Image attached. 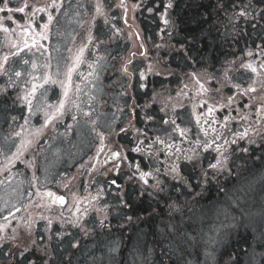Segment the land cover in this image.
<instances>
[{
  "label": "flooded vegetation",
  "instance_id": "af4514ba",
  "mask_svg": "<svg viewBox=\"0 0 264 264\" xmlns=\"http://www.w3.org/2000/svg\"><path fill=\"white\" fill-rule=\"evenodd\" d=\"M9 8L23 7L25 0H8ZM113 0H63V5L59 10L52 8V0H27L28 7L25 8L24 12H12L8 13L0 12V25L9 29V33L0 31V60L4 55H9L8 63L4 65L10 73L16 70L25 73L20 80L23 82L27 80V72L32 71L31 62H35L38 65L37 75H40L43 69L40 67L45 62L50 63L48 71L55 74L57 66L59 65L60 76L59 80L64 79V72L66 71V65L71 64L72 60L70 57L77 54L80 47H85L84 60L77 71L73 73V85L81 84L84 89L80 93L79 107L80 111L71 105L68 106L69 110L66 114L58 121H54L53 125L43 129L42 134L39 137L29 136L33 142L23 152L18 160L13 161V165H8L5 159L6 155H11L16 151V145L19 143V138L14 136V133L21 131L19 125L24 123L21 117L27 116V109L21 107L20 101H15L16 92L19 89H9V98L5 99L0 97V188L1 185L13 176L26 174V181L30 187L31 198L24 207H19V211L16 208L0 211V226H3V230L0 231V254L5 251L8 243H15L16 235L20 231L30 229L37 231V229H45L48 226L60 225L65 228L66 231L69 229H77V226H73L68 223V219L75 220L76 217L81 218V214L85 207L79 204L81 213L75 212V204L73 201V193L78 197H88L87 200H91V203L87 201V211L91 210H107L111 208L110 204H106L104 207L98 208L97 205L105 199V197L93 200L94 189H97V181L101 179L106 184L107 190L112 196L116 198L117 204L131 207L128 203L127 196L130 194L129 191H133L136 188L143 189L144 183L139 179V173L136 171L137 165H139L141 171L146 170V167H159V161L161 160V144L155 143L159 137L161 140H165L170 144H174L181 148L185 146L187 149H191L194 139L191 137V131L187 129V140L181 141L175 139L174 133H170L167 136H162L161 127L158 124L160 122L159 113L157 110L161 109L168 113L167 125H172V121L175 120V126H177V115L175 113L176 96L174 87L169 90V104H161V107H157L155 99L159 97L162 92L167 89H162L161 86H153L149 80L153 78H160L159 72H152L146 66H149L148 61L153 57H162L159 51L154 54L145 52V40H144V23L143 19H128L129 13L132 15L134 12V4L139 5L137 10L139 13L143 11L144 2L146 0H128V7L126 16L123 18L120 14L118 19H114L112 16V3ZM176 0H171L173 7L175 6ZM250 5V15L241 17L239 13L245 11L240 8L232 19H227L222 22L221 28H224L222 34L225 36H232L231 29L239 27L240 25L251 24L253 29L258 31L264 29V0H247ZM59 4L60 0H56ZM78 2L80 4H78ZM163 2H169V0H163ZM97 3L101 6V12L97 14L96 5ZM167 4V3H165ZM73 5L81 6L85 11L83 15L82 23L75 30L70 44L66 51L59 42V38L56 37V26L61 18V14L65 9ZM4 5H0L3 7ZM47 6V10L44 12L36 11L35 8H43ZM120 6V5H119ZM172 7V8H173ZM121 9V7H120ZM49 13L53 16V20L49 24L48 38L40 41L44 45V48L39 51L35 48L31 50L25 49L20 52L19 56H12L11 53L15 49L11 48L12 43H20V33L24 28H27L31 24L32 28H35L37 32L42 31L39 26L48 23ZM11 15L12 20H8L7 16ZM104 15L103 19L100 18ZM160 16V14H159ZM170 23L165 25L160 19V23L163 27L158 31L157 34V45L156 49H160V45L163 41H166L167 35L169 39L176 40V26L177 20H169ZM167 34V35H166ZM34 35V33H33ZM91 35L92 41L89 43V36ZM232 38V37H231ZM234 38V36H233ZM31 39V37H29ZM37 39H39L37 37ZM165 43V42H163ZM171 49L175 51L166 53V55L176 56L177 50L175 46H171ZM71 50V51H69ZM245 54H241L240 51H236L237 58L243 57L246 59L253 60L252 65L257 68V71H264L260 65L264 63V31L260 35V38L256 39V43L250 46ZM251 53V55H249ZM29 60L30 63L25 65L23 60ZM102 60L109 62V69L104 74L102 81L103 87H99L93 83L96 81V77L88 76L90 69L88 64L91 63L96 68ZM107 68V67H106ZM125 68L127 71H125ZM80 73L88 77L91 83L82 81ZM54 78H56L54 76ZM12 79H16L15 76ZM7 83V77H0V87ZM249 86L254 87L255 85H244L245 89ZM48 88L47 101L51 104H56L61 99V88L59 84L46 85ZM97 88H102L104 96L99 95L98 105H92L88 100V94H93ZM154 91L151 96L148 94L151 89ZM241 86H234V94L232 96L233 101H239L241 95ZM42 91V90H41ZM259 93L260 98L264 97L261 87L256 90ZM250 95V92H248ZM245 94V93H243ZM72 93H70V96ZM206 94H204L197 102H203V105H207ZM252 96V95H250ZM248 97V95H246ZM115 98H118L115 100ZM15 101V102H14ZM226 97L223 92L219 95L217 104L221 107L226 105ZM41 100L39 94L33 101L34 115L30 116V125L32 129L39 128L44 123V110L40 107ZM191 104V102H190ZM260 107V106H259ZM168 108V110H167ZM115 110L120 118V122L116 123L114 129L109 132L101 131L96 122L98 112L108 113L107 110ZM203 109V108H202ZM208 107L201 115H206L204 128L209 127V135L219 134L220 137L226 135L225 126L222 125L221 119L216 116L215 113L209 116ZM99 110V111H98ZM88 112L89 115L85 116L84 113ZM72 115L77 116V120L71 119ZM12 116L17 117V121H12ZM220 116H223V110L220 112ZM215 118L216 122L211 121ZM82 121L89 125L92 135L91 150L83 158L76 161L72 160L66 163L63 158L64 152L68 149V143L70 149L75 151V147L79 146L78 137L76 134V128L79 126V122ZM148 122V125L153 124V131L146 130L144 123ZM71 125L69 128L68 126ZM215 125L218 127L216 132L211 131L215 129ZM216 127V129H217ZM95 129V131H93ZM123 130V131H122ZM103 135L104 144L100 143V135ZM26 134V133H25ZM190 138V139H189ZM189 140V141H188ZM139 147L141 151L137 152L133 149ZM165 147V146H164ZM103 148L102 151L100 149ZM113 152H119L120 157L115 158L112 156ZM57 157L59 163L52 167H68L65 169V176L60 184H49L46 185L42 180L41 170L43 167H48L49 161ZM29 164L31 166H29ZM154 175H157L153 170ZM38 177L39 179H34ZM150 178V177H148ZM35 181L36 185L32 188V182ZM115 181V183H113ZM37 191H52L57 195H64L66 198V204L63 208L59 204H51L50 207H39L38 204H50V201L45 198L43 202L40 201L39 197L35 195ZM128 204V205H127ZM71 209V211H69ZM93 211V212H95ZM63 213V214H61ZM75 213V214H73ZM91 213H85V217L91 218ZM5 216L8 217L5 220ZM7 250V249H6ZM35 264V262H30Z\"/></svg>",
  "mask_w": 264,
  "mask_h": 264
},
{
  "label": "trees",
  "instance_id": "16d2710c",
  "mask_svg": "<svg viewBox=\"0 0 264 264\" xmlns=\"http://www.w3.org/2000/svg\"><path fill=\"white\" fill-rule=\"evenodd\" d=\"M165 3L168 2L146 0L142 13L135 12L136 19L145 21L144 40L148 52L151 56L157 51L162 54V57L152 56L148 60L150 64L146 69L159 72L161 76L152 77L149 80L150 84L161 86L162 89L174 87L178 103L180 97H184L183 87L187 83H192L198 90H204L212 84L213 94H216L214 92L216 89H224L223 95L229 98L234 94L235 85H240L241 92L245 93L244 85L250 83L251 77L249 71L244 69L248 61L243 57L237 58L235 52L240 51L241 54H245L246 49L260 38L264 29L258 27L257 31L251 24H242L231 29L232 36L231 34L224 36L221 23L235 17L240 8L248 13V18H251L249 2L247 0H176L175 6L168 9V19L178 22L176 40L169 39V35L166 34V41H163L165 43L159 44L160 49L157 50V34L163 27L159 14L164 11ZM156 5L160 7L157 8ZM149 7L154 9L153 12L147 10ZM114 15L118 17L115 9ZM130 18L132 17L129 13L128 19ZM170 45L175 46L176 56L166 55L175 51ZM153 91L152 88L148 94L151 96ZM165 92L169 95L168 90ZM244 97V103L250 102L253 105L259 103L258 99L254 100L248 93H245ZM241 100L243 99L240 98ZM241 107L245 106L241 105ZM144 127L153 131L154 125L145 122ZM242 149H244L243 145L234 149L229 165L223 166L222 171L213 170L207 164L193 170L190 165H183L182 162V175L186 178V183L173 187L176 182L171 176H163L162 180L165 181L163 192H156L151 187L154 183H150V186L145 185L143 189L136 188L129 191L126 200L131 207L118 204L117 208L112 207L109 211L103 212L104 215L109 214L108 218L103 221V225H96L94 234L85 236V228L82 227L66 231L60 225L48 226L37 231L30 229L20 231L16 235L15 243H8L7 250L0 254V264H30V262L109 264L102 258L106 250V243L103 244V241L109 244L114 241L120 242L117 264H127L128 259L130 262L134 259L142 263L143 255L149 251L153 253L150 264H184L187 257L176 259L164 255L166 251L170 255L174 253L168 246L172 240L174 241L176 237L186 238L187 234H191L196 240L188 239L191 245L186 244L185 247L199 249L201 239L198 236L206 232L205 223L211 221L208 218L210 214L202 215V213L206 209L210 211L229 206L230 191L238 185L254 184L264 171V132L257 139L251 140L247 152ZM209 158L212 163L214 159L211 156ZM261 212H264L262 206ZM195 220L203 223L198 234L196 232L198 225L196 229L194 228ZM239 221L241 228L232 240L220 249L217 256L218 264H246V259L251 254L253 239L259 232L252 227H245L242 218ZM257 243V263L252 262V264H264V234ZM184 248L179 247V250L183 251ZM194 259L196 258L190 257V261Z\"/></svg>",
  "mask_w": 264,
  "mask_h": 264
},
{
  "label": "rangeland",
  "instance_id": "374dc122",
  "mask_svg": "<svg viewBox=\"0 0 264 264\" xmlns=\"http://www.w3.org/2000/svg\"><path fill=\"white\" fill-rule=\"evenodd\" d=\"M78 4H80L78 2ZM117 7L116 5L112 6ZM85 14V11L83 8L77 5H73L71 7H68L63 11L61 14V18L56 26V37L59 38V42L61 43L62 47L64 48V51L68 48L70 42V39L72 38L75 30L77 27L82 23L83 15ZM104 15L100 18L103 19ZM70 42V43H69ZM69 43V44H68ZM109 62L107 60H102L99 65L94 68L95 73L94 76L96 77V81H93L98 87L101 85L103 87V81L102 78L105 73H107V70L109 69ZM107 67V68H106ZM193 89L191 90L188 87H184V98L180 100V103L176 104L175 113L177 115V121L181 123L180 127L175 126L173 124L175 132L178 134L179 139L183 142L187 140V134H185L184 137L180 136V129H186L189 128L191 131V137L194 139L192 148H195V142L197 138L201 141L204 139L203 132L200 131L201 128H204L205 124V118L206 115H201L205 111V108L213 107L214 109L221 112L224 111V117L218 116L221 121L222 125L225 126V129L229 128H235L236 131L229 132L227 130L226 135L220 137V139L217 141L222 146V151L224 152V156L221 159L226 158V163L223 166H228L229 161L231 160V156L227 154V151H229L235 144H232L231 141L233 139L237 140V143L239 141H244V139L239 138V133H243L247 129V134H251L249 138L256 139L259 134H256L255 132L260 131L261 133L264 132V121L260 119L264 116V108L255 111H250L249 109L251 107H254L252 104H248L249 109L242 110L239 106L245 105L240 104L239 101H233V103H229L228 107L224 102L226 106L221 107L217 103L214 102H207V105H203V102H197V97H199L198 94H196L195 89H198L197 87L191 83ZM256 90H258V87H261L262 90H264V79L262 81H256L255 84ZM104 88V87H103ZM168 91L170 90L167 89ZM94 96L92 94H88V100L92 103V105H98V97L101 95L104 96V92L102 88H97L93 92ZM250 95L253 96L254 100L259 98V93L257 91L250 92ZM209 96V95H208ZM211 98V96H209ZM118 98H115L117 100ZM157 103V107H161V104L166 103L169 101V95L167 92H162V94L159 95L157 99H155ZM191 102V104H190ZM170 103V102H169ZM218 107H217V105ZM203 108V109H202ZM255 108V107H254ZM168 110V108H167ZM99 111V110H98ZM171 109L168 113H170ZM108 113L103 114L101 111L98 112L96 122L98 123V127L100 130L109 132L112 131L116 125V123L120 122L121 116L117 114L115 110H107ZM157 113H159V119L160 122L158 124L163 127L161 128V133H165V129H171V126H168L167 123H164V121H170L168 119V113L164 110H157ZM212 115V114H211ZM209 115V116H211ZM200 117V124L197 125L196 117ZM79 126L76 128V134L78 137L79 146L75 147V151L70 149V143H68V149L63 154V158L65 159L66 163L70 162L72 160L76 161L78 159H83L91 150L92 146L91 143L93 141L92 135H91V129L88 124L80 121ZM215 125V129H216ZM165 128V129H164ZM204 129H208L209 127H206ZM254 129V130H253ZM218 130V127L217 129ZM210 131H208L209 133ZM217 135V134H215ZM213 135V136H215ZM164 137V135H162ZM212 135L208 134V138L211 139ZM189 138V139H190ZM189 141V140H188ZM227 141L228 143H225ZM236 143V144H237ZM248 144L244 141V145ZM162 148V152L165 153L168 151L166 148H164V145L161 144L160 146ZM213 148H215V145H213ZM224 148L225 149L224 151ZM197 152L201 153V158L203 160V163L201 166L204 167V165H210L211 159L210 156L214 159V157L218 156V153L214 150H209L208 152H203L202 148L197 149ZM209 156V157H208ZM170 159L166 157L164 154L161 157V166L163 167L161 170V173H163L164 167L167 166L170 163ZM213 163H216V160L214 159ZM228 161V162H227ZM59 163L57 157H53L49 163L48 167H43L41 170L40 176H42V180L40 182L46 183V185L49 184H60L62 179L65 176V169L68 167H52L53 165H56ZM250 166V165H249ZM260 177L257 179V181L254 184H249L248 186L245 185H238L235 188H233L230 191L229 194V206L225 207H219L216 209H211L210 211H206L202 213V215L210 214L208 217L211 221L206 222L207 230L205 233H203L201 236H198V238L201 239V247L199 249L192 248V247H185L187 244L190 246L188 239L190 240H196L194 235L187 234L186 238L182 237H176L174 241L168 245L171 247L170 249H173V252L175 253V256L177 257H187L184 264H218V253L223 245L228 244L232 238L235 236L237 231L241 228V224L239 219H243L244 226L245 227H252L253 230H258L259 234L256 235V238L253 239V244L251 247V254L246 259V264H252L257 263L256 258V249H257V240L260 241L263 238L264 234V212L260 213V207L262 206L264 209V171L259 175ZM160 178H163V175L160 174ZM36 185V182H32V188H34ZM97 193H100L101 198L106 197V200H108L110 207L117 208L118 204L116 200L113 199V197L107 195L105 196V192L98 190L97 192L93 193V196L97 197ZM31 198V192L30 187L27 184L26 181V174L21 173V175L13 176L11 179L6 180L0 188V209L9 210L13 209V205H15L17 208L24 207L26 203ZM83 202L81 203L82 207L88 208V203H86L89 200H85L84 198L80 197ZM260 204V205H258ZM110 209L107 208V211ZM91 211H86L80 209V212L83 214V218L85 217V213H91V218L88 222V224L85 226V236H88L90 234L95 233L96 225L101 224V221L103 222L108 218L107 215L100 214L99 210L97 209ZM213 214V215H211ZM96 218V219H94ZM194 222V228L196 229V226L198 225V228L196 229V232L201 231V227L203 225L200 221H193ZM104 224V223H103ZM101 224V225H103ZM210 229V230H209ZM209 230V231H208ZM254 231V232H255ZM185 240V241H184ZM106 243V250L104 254L102 255V258L106 260V262L109 264H117V261L119 263V249H120V242L114 241L113 243L109 244ZM194 243V242H193ZM179 247H185L183 251L179 250ZM153 256V253L149 251L147 254L143 255L142 263L139 261H134V259L130 262V259H128L127 264H150V260ZM191 258H196L193 261H190Z\"/></svg>",
  "mask_w": 264,
  "mask_h": 264
},
{
  "label": "snow or ice",
  "instance_id": "6c2138e0",
  "mask_svg": "<svg viewBox=\"0 0 264 264\" xmlns=\"http://www.w3.org/2000/svg\"><path fill=\"white\" fill-rule=\"evenodd\" d=\"M125 3V0H120L121 6H123ZM63 5V0H60V3L58 4L56 0H52L51 7L59 10V8ZM28 7L27 0H25V4L23 7H17L15 9L9 8L8 7V0H4V6L0 7V12H5L7 11L8 13L12 12H24L25 8ZM139 7V5H135L134 9ZM157 8L160 7V5H156ZM173 7V4L171 0L167 4L163 5L164 11L160 13V17L162 22L165 25H168L170 23L168 19V9H171ZM47 10V6L43 8H35L34 12L39 11V12H44ZM150 13L153 12V8L149 7L147 9ZM96 12L99 14L101 12V6L99 3L96 5ZM241 17H244L248 15L246 11H241L239 13ZM8 20H12V16L8 15L7 16ZM53 20V16L49 13L48 15V23H44L40 25L39 27L42 28V31L37 32L35 28H32L31 24L28 25L27 28H24L21 33V42L20 43H12L10 46L11 48L15 49L11 53L12 56H19L20 52H23L26 48L31 50L32 48L37 49L38 51L42 48H44V45L40 43L42 40H46L48 38V29H49V24ZM0 31H3L4 33H9V29L6 27H3V25H0ZM34 33V35H33ZM31 37V39H29ZM37 37L39 39H37ZM92 37L91 35L89 36V43H91ZM71 51V50H69ZM84 52H85V47H80L78 49L77 54L73 55L70 57L72 60L71 64L66 65V71L64 72V79L59 80L58 77L60 76V69L59 65L57 66V70L55 74H52L48 71V69L51 67L50 63L45 62L42 66H40L43 71L40 75H37V70H38V65L33 61L31 62V69L32 71H29L26 73L28 79L24 80L21 82L20 78L25 75V73H22L19 70L9 72L7 69H5L4 65L8 63L9 60V55H4L2 60H0V77H7V83L0 87V97H3L5 99L9 98V89H19V91L16 92L15 96V101H20L21 102V107H25L27 109V116L21 117L24 121L22 125H19L21 131H17L14 133V136L19 138V143L16 145V151L13 152L11 155H6L5 159L7 161L8 165H13L14 160H18L20 156L23 155V152L32 144V140L29 139V136H34V137H39L43 129L48 128L50 125H53L54 121L60 120L65 114L66 111L69 110L68 106L71 105L72 107L76 108L77 111H80L79 107V98H80V93L84 91V89L81 87V84H75L73 85V73L77 71L79 66L82 63H85L84 60ZM251 55V53H249ZM30 61L25 59L23 60V64L27 65L29 64ZM246 68L250 69L252 73H257V68L254 67L252 64H247L245 65ZM261 68H264V63L260 65ZM88 68L90 69L88 76H93L95 73V69L91 63L88 64ZM125 71L127 69L125 68ZM15 76L16 79H12V77ZM54 76L56 78H54ZM80 77L82 81H85L86 83H91L90 80H88V77L84 76L83 73H80ZM59 84L61 88V99L56 103V104H51L48 103L47 101V93H48V88L45 87L46 85H56ZM201 88H203V85H201ZM42 90V91H41ZM245 91L247 92H254L256 89L252 86H249L248 89ZM70 93L72 95L70 96ZM39 94L40 100H41V105L40 107L45 109L43 114H44V123L41 125L39 128H34L32 129V126L30 125V116L34 115V106H33V101L37 98V95ZM14 101V102H15ZM214 111L213 108L208 109L209 115L212 114ZM85 116H88L89 113L85 112ZM12 121L16 122L17 117L12 116ZM71 119L73 121L77 120L76 115H72ZM197 125L200 124V117H196ZM212 123H215L216 120L213 118L211 121ZM164 123H168V121H164ZM173 124H175V120L172 121ZM205 123H208V121H205ZM69 128L71 125L68 126ZM95 131V129H93ZM123 131V130H122ZM201 132L204 134V139L201 141L199 137L197 138L195 142V148L188 149L187 151L177 147L174 144H170L165 140H161L159 137L155 141V143H160L165 146L168 151L165 152V155L167 158L171 160V162L167 165V167L164 168L163 173H161V169L159 167L155 168V173H160L164 177L171 176L172 180L176 182V184L173 185V187H176L180 183H186V178L182 175L183 173V167H182V162L183 165H190L193 170H195L197 167H199L202 163L203 160L201 158V153L197 152V149H201L203 152H208L210 149L214 150L215 152L218 153L217 157H214L216 160V163H210V167L213 170L216 171H222L223 170V165L226 163V158L221 159L224 156V152L222 151V146L217 143V141L220 139V135L217 134L213 136L211 139L208 138V129L201 128ZM211 131L216 132V129H212ZM180 136L184 137L187 129H180ZM26 133V134H25ZM100 135V143L101 145L104 144V138L102 134ZM247 136V129L243 133H239V138L244 139ZM225 143H228L225 141ZM232 144H236L237 140L233 139L231 141ZM213 145H215V148H213ZM103 148L100 149L102 151ZM134 151H141L139 147L133 149ZM243 151H247V149H242ZM112 156L115 158L120 157L119 152H113ZM174 157V159H172ZM14 166V165H13ZM29 166H31L29 164ZM136 171L139 173V179L143 181L145 185H148V177H152V179L155 180V183L151 185V187L156 191V192H163L165 191V181L160 178V175H154L153 172L151 171H141L139 165L136 167ZM34 179H39L38 177L34 176ZM115 183V181H113ZM151 195V193H149ZM37 197H39L40 201L43 202L45 198H47L50 201V204H44L40 203L38 204L39 207H50L51 204H59L61 208H63L66 204V198L64 195H57L56 193L52 191H37L35 193ZM99 197V193H97V197H93L92 199L95 200ZM85 200L88 199V197H84ZM73 201L75 204V212H80V207L79 204L83 202L80 197H78L75 193H73ZM91 203V200L89 201ZM13 207H16L13 205ZM3 209H0L2 211ZM16 211H19V208H16ZM71 211V209H69ZM87 209H85V212ZM63 214V213H61ZM75 214V213H73ZM8 217L5 216V220H7ZM80 217H76L75 220H72L71 218L68 219V223L72 224L73 226H77L79 223ZM131 219V217H129ZM101 224L103 222L101 221ZM3 230V226H0V231ZM75 246V245H74ZM166 257L170 258H176L180 259L179 257L175 256V253H170L166 251L164 253Z\"/></svg>",
  "mask_w": 264,
  "mask_h": 264
}]
</instances>
